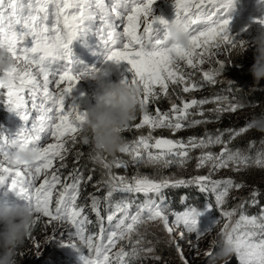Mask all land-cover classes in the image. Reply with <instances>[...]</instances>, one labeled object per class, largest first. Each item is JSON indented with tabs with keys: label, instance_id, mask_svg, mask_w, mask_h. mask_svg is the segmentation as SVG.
<instances>
[{
	"label": "snow or ice",
	"instance_id": "obj_1",
	"mask_svg": "<svg viewBox=\"0 0 264 264\" xmlns=\"http://www.w3.org/2000/svg\"><path fill=\"white\" fill-rule=\"evenodd\" d=\"M155 3L156 0H0V48L16 62L11 72L3 74L12 77V84L6 88L0 86L3 90L0 95L7 109L24 122L15 137L0 134V183H6L9 191H14L34 210V225L41 218H47L46 229L49 225L55 227L56 223L70 225L74 231L68 235L78 238L79 244L64 245L82 255L81 246L86 248L90 264H143L155 251L149 246L152 241L140 231L150 222H159L168 233V243L175 247L181 264H191L180 244L171 238L172 234L179 230L181 238L188 234L199 241L219 222L216 218L208 227H201L200 217L211 211L229 222L239 212L235 223H225L220 235L234 246L238 264H264V205L260 201L264 193L253 188L249 200H242L228 210L224 206L230 192L245 185L232 177L213 178L222 169L239 172L253 165L264 169V152L253 158L229 147L231 140L246 132L249 125L231 130L228 140L223 139L219 130L203 137L190 136L187 140L153 135L157 129L177 133L211 123L203 108L209 103L215 107L207 111L217 120L223 113H234L243 107L228 95L190 100L181 95L200 90L205 84H217L218 77L234 65L220 57L230 58L235 49L249 45L248 40L229 31L228 13L236 0H174V19L183 21L190 34L188 48L167 43L158 25L169 21L153 15ZM255 22L264 24V18ZM93 30L100 42L103 63L130 65L131 77L121 81L137 87L141 93V119L124 131L147 126L148 133L126 141L121 148L120 153L130 157V161L120 158L109 161L99 153L90 155L101 165L102 173L93 184L96 191L88 194L89 203L81 204L82 187L93 181L92 174L85 175L76 166L84 154L75 152V163L67 176L62 170L68 167L67 156L81 142L87 117V112L81 111L74 100L68 103V98L81 79L90 72L102 71L95 65L80 67L81 61L75 58L71 46L77 38ZM205 64L212 66L204 69ZM162 97L169 100L170 109L162 111L157 107L154 112L149 111V105ZM49 139L53 142H47ZM16 143L40 145L41 160L34 170L9 166V152ZM82 143L89 144L84 139ZM213 146H221L220 152L208 150ZM196 149L201 151L196 167L207 166V175L157 179L139 172L129 177L112 170L127 169L129 164L135 168L184 167L191 158L190 152ZM189 185L214 193V205L207 203L204 211L188 206L182 211L168 212L164 190ZM141 195L144 199L137 203ZM257 205H260L259 213L248 215L247 206ZM86 209L95 213L98 232L89 231L93 222ZM55 235L49 237V242L55 240ZM214 248L212 241L205 255L211 257Z\"/></svg>",
	"mask_w": 264,
	"mask_h": 264
},
{
	"label": "clouds",
	"instance_id": "obj_2",
	"mask_svg": "<svg viewBox=\"0 0 264 264\" xmlns=\"http://www.w3.org/2000/svg\"><path fill=\"white\" fill-rule=\"evenodd\" d=\"M154 16L157 15L154 14ZM162 28L168 44L178 45L183 48L190 47V34L183 21L170 19L166 25H162ZM91 32L95 36L94 31ZM80 38H86V36H81ZM84 41L87 40L85 39ZM249 47L253 49L254 62L248 71L253 78V86H258L264 80V24H261V28L249 45L243 49L237 48L235 51L240 56H243ZM15 65L16 62L11 55L4 48H0V86L6 88L12 84V77L3 74L11 72ZM111 67V64H104L101 67V72H90L85 77V79L93 81L96 87L91 85L81 87L83 91L88 87L87 91H85L87 94L86 100H91L94 103L86 111L87 117L82 126L81 135L82 139L93 146L96 153L115 155L120 152L126 143L122 135L124 129L130 126L140 110L139 97L141 93L135 86L123 83L121 80L116 81L107 78V75L103 73H109ZM74 97L75 95L72 93L70 97L72 102ZM77 104L79 108H85V104L80 102ZM1 109L2 121L7 122L12 129H16L14 121L19 116L15 112H10L5 105H2ZM248 125L250 129L264 133V113L254 116ZM41 155L40 145L36 143L13 144L8 157L9 166L34 170L41 160ZM6 185V183H0V189H3ZM11 192L16 196L14 191ZM169 211L171 213L173 209ZM87 215L93 222L92 224L96 225L95 213L88 210ZM34 222V210L26 203L0 200V264H17L18 249L23 246L25 240L32 232ZM219 224L217 223L205 236L217 230ZM185 236L190 237L188 234H185ZM190 239L191 241L194 240L193 237H190ZM65 241L67 243H76L78 238H70L68 235ZM213 241L216 248L215 254L212 256L213 264L216 260H221L223 264H226V258L228 257L232 258L234 264H238V261L234 258L235 248L224 236L220 235L219 239ZM61 247L64 246L61 245ZM70 260L72 261L73 258H70ZM78 261L79 264H90L91 258L79 253Z\"/></svg>",
	"mask_w": 264,
	"mask_h": 264
},
{
	"label": "trees",
	"instance_id": "obj_3",
	"mask_svg": "<svg viewBox=\"0 0 264 264\" xmlns=\"http://www.w3.org/2000/svg\"><path fill=\"white\" fill-rule=\"evenodd\" d=\"M245 56L246 55H243L240 58L232 59L230 63L234 65L229 67L228 70L225 72V74L218 77L219 82L217 84L215 85L205 84L204 87L201 89L200 93H198L197 91H193L190 93H181V95L186 100H190L192 98L212 99L215 95H228L230 99H234L235 102L242 104L243 107L238 108L237 111L234 113H230V112L223 113L220 116V118L217 120L213 117V115L210 112L207 111L208 109L214 108L215 105L211 103L206 104L203 106L206 112V118L211 119L212 122L207 124H201L199 126L192 128H186L181 133H179L178 139L187 140V138L190 136L203 137L205 133L215 134L217 130H219L220 132L223 133V139L228 140L229 133L231 130H239L242 127H246L249 121L254 116H258L264 113V80L260 82V85L253 86L254 81L248 69L251 67L254 60L250 57H245ZM236 65H239V67H237ZM211 66L212 65L205 64L203 67L204 69H208ZM230 80L232 81L231 84H229ZM177 91H179V89H177ZM173 99H175V96H173ZM169 103L170 102L167 98L162 97L158 102L150 104L149 109H156L157 107H159L162 111H168ZM1 107L2 105L0 103V121H2ZM195 118L200 119L199 116H196ZM140 119H141V113L138 111L136 115V119L131 122L130 126L132 124L138 123ZM157 131L159 133L158 136H162L161 130H157ZM147 133H148V128L147 126H144L141 129L130 128V130H125L123 131L122 135L127 142H131L132 140L138 138L139 135L141 134L147 135ZM80 140L81 142L77 143L74 146L75 152L80 151L84 155L81 157L79 164H77L76 166L81 167V170L84 171L85 175H89V174L93 175V181L88 183L86 186L87 188H91L92 190L96 191V189L93 187V184H95V182L101 178L102 167L99 163H97L96 161L90 158V155H94L96 153L93 149V146L91 144L84 145L82 143V137L80 138ZM229 145L230 148H232L233 150L250 149L254 151L264 152V133H260L254 129L249 128L246 132L232 139ZM220 147L221 146H213L210 148V151L216 149L215 152L218 153L221 150ZM200 154L201 151L199 149L192 150V155L195 156L196 159ZM103 155L106 156L109 161H111L114 156L108 154H103ZM196 171L197 174L195 175L187 174V177L185 179H191L192 177H195L197 175H207L209 172V168L207 172L205 171V168ZM227 177L233 178L231 170L229 171L222 170L219 171L218 173H215L213 176V178L216 179L227 178ZM235 181L243 183L245 185V187H243L244 194L249 195L253 190V188H256L261 193H264V174L257 180L244 178L242 181H238V180ZM181 188L190 192H194L195 196L201 199V202H215L214 193H211L210 191L202 192L200 191L199 187L196 185H189ZM97 194L102 195L103 193H97ZM165 195L167 197V203H168L167 206L175 210V208H173V205H176L180 201L181 194L180 193L178 194L176 190H172V192H167L165 193ZM240 201H241V195L238 200L234 201V204H237ZM260 201L261 204L264 205V195L260 197ZM259 211H260V205L247 206L248 215H256L259 213ZM48 228L53 230V233L56 234L55 236H57V234L60 231L64 230L62 229V227L54 228L52 225H49ZM220 233L221 232H219V230H214L210 235L205 236L200 241L199 246L203 242L207 241L212 237H217V239H219ZM184 238L189 240L190 237L184 236ZM58 241L61 242L62 240L58 238L53 240L52 243L54 247H58V246L61 247L62 244L58 243ZM193 242L194 240H192V243ZM54 259L56 264H68L65 263L64 261L59 260L58 254L55 256ZM70 264H73L72 261Z\"/></svg>",
	"mask_w": 264,
	"mask_h": 264
},
{
	"label": "bare ground",
	"instance_id": "obj_4",
	"mask_svg": "<svg viewBox=\"0 0 264 264\" xmlns=\"http://www.w3.org/2000/svg\"><path fill=\"white\" fill-rule=\"evenodd\" d=\"M231 26L237 27L238 24H235L234 21L231 22L230 24ZM94 31V30H93ZM95 33V31H94ZM86 36L87 38H89V41H78L77 39L73 42L72 44V49H73V53L76 59H78L79 61H81V65H79L80 67L83 66H92L95 65L96 67H102L104 65L103 63V56L100 54L101 53V48H100V42L98 37H95L93 32H88L85 35H83L82 37ZM92 42V43H91ZM108 64H111V71L108 73L107 78L112 79V80H122L124 79V77H131L132 73H129L126 70V66L128 65L126 62H121L119 65L114 64L109 62ZM81 83L86 84V85H91L93 87L95 86V83L93 81H91L90 79H81L80 80ZM227 84V83H226ZM224 84V85H226ZM215 90V89H213ZM3 90H0V93H2ZM198 93L201 92L200 90H197ZM71 98H68V103H71ZM0 103L2 105H4V99L3 96L0 95ZM169 109H170V103H169ZM81 111H85L83 109L80 108ZM149 111H155V109H149ZM33 115H35V113H33ZM23 121L17 117L14 121V125L16 127V129H12L7 122L5 121H0V134H3L5 136H9V137H15V134L17 133V131L23 126ZM223 130V128H222ZM183 131V130H182ZM182 131H179L177 133H171L169 130L167 129H162L161 130V134L164 138H171V139H178V135L179 133H181ZM154 136H158L159 133L157 130H155V132L153 133ZM47 142H53L51 139H49ZM230 147V145H229ZM221 148V147H220ZM210 150V149H208ZM216 149L213 150V152H215ZM75 155V147L73 148V151L67 156V169H64L63 173L64 176H67V173L69 171L72 170L73 166H74V160L73 157ZM190 159L187 162L186 165H192L195 166L197 165V159L195 156L192 155V151L190 152ZM113 158H120L123 160H128L130 161V157H128L126 154L124 153H120L117 152ZM184 167H180L181 170H183L184 172H180L179 177L176 175L177 171L174 169L172 170L171 173H168L167 170L170 169H163V168H154V167H148V166H140L139 168H135L133 167L131 164H129V167L127 169H117V168H113V172H115L116 174H120V175H127L129 177H131L132 175L136 174L137 172L141 173V174H148L151 175L154 178V175L156 173V175L158 176H173L175 178H186L187 177V173L190 175H195L197 174L196 170H192V168H188L187 166ZM172 168H177V166H173ZM205 171H208V168H205ZM40 181H37V184ZM172 190H176L178 192V194H181V199L180 201L176 204L173 205V208H175V211H182L184 210L186 207L188 206H195V207H200L202 205L201 199L197 198L194 194V192H190L187 190L182 189L181 187L179 188H169V189H165L164 190V194L167 192H172ZM95 192V190H92L91 188H87V186L82 187V194L81 197L79 198V202L81 201L83 204H87L89 203V201L87 200L88 194ZM120 194H117V198H119ZM166 197V195H165ZM240 197V193L233 189L228 197V202L230 204L231 200L234 198L235 200H238ZM144 197L143 195L139 196V198L137 199V203L143 201ZM0 200H7L9 202H17V203H25L24 200L18 198L17 196H15L11 191H9L8 186L6 185L3 189H0ZM234 200V201H235ZM80 202V203H81ZM81 203V204H82ZM239 203V202H238ZM167 197H166V205H167ZM234 204V202H233ZM133 211H135V207L133 208ZM168 212H170L169 210H167ZM88 212V209H86V214ZM104 215L106 216L107 213L105 212ZM47 218H41V220L39 222H37L31 232V237L27 238L23 244V246L21 248L18 249L17 255H19L21 252H23L24 250H26L27 248L30 247L31 244H33V242H35V238H49L53 235V230L48 228H45V223H46ZM170 220H171V216H170ZM152 223H156V222H150L148 224V226H142L140 231L142 232L143 229L145 230H150V227L152 225ZM105 224L107 225V221L105 220ZM57 227H62L64 230L60 231L58 233L57 236H55V239L58 238L60 240H66L68 237V233L70 231H74V229H71L70 225L68 224H61V223H56L54 228ZM144 227V228H143ZM89 231L91 233L94 232H98V226L91 224L89 225ZM34 240V241H33ZM202 239H200L199 241H197L196 239H194L193 244L199 246V243ZM77 244H79V241L76 242ZM83 252L85 255H88V251L86 248H83V246H81ZM59 255V260L64 261L65 263L70 264L71 260L70 258H73L72 263L73 264H79L78 261V256H79V252H77L74 248L72 247H52L50 248V261L51 264H56L55 262V256ZM17 258V257H16ZM181 264V261H177L175 259H168L165 261H161V263H159V261H151V260H147L146 264ZM237 263V262H235Z\"/></svg>",
	"mask_w": 264,
	"mask_h": 264
},
{
	"label": "rangeland",
	"instance_id": "obj_5",
	"mask_svg": "<svg viewBox=\"0 0 264 264\" xmlns=\"http://www.w3.org/2000/svg\"><path fill=\"white\" fill-rule=\"evenodd\" d=\"M174 10H175L174 0H168L163 6L161 17L169 18V19L175 18ZM257 19H260V17L254 13H249L245 17V19L243 20V22L241 24L235 23V24H238L237 27L229 25V31L233 35H238L240 38L248 40L249 44H250L253 37L257 34V31L261 28V24L255 22ZM95 37H97L96 33H95ZM244 55H246L245 57H250L253 59L252 47H249L248 50L244 53ZM240 57H242V56L237 54V52L234 50L231 53L230 58L227 56H221L220 59H226V60L232 61V59L240 58ZM129 68H130V65H127L126 70L128 71ZM129 73H131V72H129ZM83 86H87V85L79 82L72 93L75 95V97H74L75 103L80 102V103L85 104V108L83 110L87 111L94 103H92L91 100H86L87 94L85 91H87L88 87H86V90L83 91L81 89V87H83ZM241 151L247 155L252 156L253 158H255L259 153H261L260 151H254V150H250V149H243ZM186 166L190 169L192 168V170L202 169V168H197L196 165L195 166L186 165ZM203 168H208V167L206 166ZM174 169L177 171L176 175L178 177H179L178 173L184 172L183 170L180 169V167L170 168L167 170V172L171 173L172 170H174ZM222 170L229 171L231 169H222ZM222 170H220V171H222ZM231 171H232L233 179L238 180V181H242L244 178L257 180L264 174V169H261L255 165H253L252 167H249L245 170L239 171V172H236L233 170H231ZM154 178L158 179V178H160V176L156 175V173H155ZM183 179H185V178H183ZM217 179H219V178H217ZM237 191L241 195V201L250 199V196L248 194H244L243 188L240 190H237ZM234 200H235L234 198L231 200L232 204H230L227 201V203L225 204L224 207L226 209L230 210L231 208L236 207L241 202L240 201L237 204H233ZM207 203H212L214 205L215 202H202V205L200 207H198V209H200L201 211H204L205 205ZM173 211H175V210H173ZM216 218L219 221L218 223H220L219 226L217 227V230H219V232H221L225 223H231V224L235 223V221L239 218V212H237V214L231 218L230 222L228 220H226L224 217L220 216L215 211L206 212L204 215H202L200 217V222L211 224L212 221L215 220ZM142 233H145L147 240L152 241V245H149V246H152L155 249L154 253L148 255L143 260V264H146V261L148 259L151 261H157V260L152 258L153 256H160L162 258L159 261V263H161V261H165L168 259H175L177 261H181L177 252H176L175 247L168 243V241L170 240V237H169L168 233L166 231H164L162 225L159 222L152 223L150 230L143 229ZM171 238L180 244L185 255L190 260L191 264H213L212 256L215 254L216 248L212 249L213 254L211 255V257H207L205 255V253L208 250H210L211 242L213 240H216L217 237H212V238L208 239L207 241L203 242L200 246L193 244L192 241L190 244L189 240H187L184 237L181 238L179 235V232H177V231H175L172 234ZM52 242H53V240L49 242L48 237L47 238H40V239L35 238V242H33V244H31L29 248H27L26 250L21 252L19 255H17V258H16L17 264H51V261H50L51 259L49 256H50V248L54 247ZM58 243H60V244L63 243L62 245L64 247H65L64 244H68L65 240H63L61 242L58 241ZM150 264H151V262H150ZM214 264H223V262L221 260H216V261H214ZM226 264H233L231 257L226 258Z\"/></svg>",
	"mask_w": 264,
	"mask_h": 264
},
{
	"label": "water",
	"instance_id": "obj_6",
	"mask_svg": "<svg viewBox=\"0 0 264 264\" xmlns=\"http://www.w3.org/2000/svg\"><path fill=\"white\" fill-rule=\"evenodd\" d=\"M166 209H168V208H166Z\"/></svg>",
	"mask_w": 264,
	"mask_h": 264
}]
</instances>
